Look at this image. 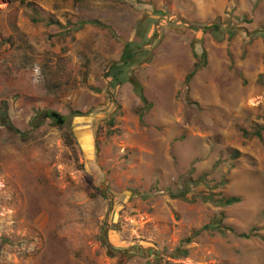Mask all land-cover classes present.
I'll return each mask as SVG.
<instances>
[{
  "label": "rangeland",
  "instance_id": "obj_1",
  "mask_svg": "<svg viewBox=\"0 0 264 264\" xmlns=\"http://www.w3.org/2000/svg\"><path fill=\"white\" fill-rule=\"evenodd\" d=\"M2 108L0 264H264V0H0Z\"/></svg>",
  "mask_w": 264,
  "mask_h": 264
},
{
  "label": "trees",
  "instance_id": "obj_2",
  "mask_svg": "<svg viewBox=\"0 0 264 264\" xmlns=\"http://www.w3.org/2000/svg\"><path fill=\"white\" fill-rule=\"evenodd\" d=\"M54 24L59 25V23H54ZM84 24H87V23H81V25H84ZM91 24L100 25L98 22H92ZM195 28L197 29L198 27L196 26ZM201 28H202L201 29L202 31H208V30L216 29L217 27H215V26H205V27H201ZM132 61H134V55L131 52V45L128 43V44H125L124 45V48H123L122 63L121 64H114V65H112L111 68H110V71L108 72V75L111 76L113 80H117L116 78H118V76L114 74V71H116V70H119L120 71L121 68L124 65L127 66V63L132 62ZM194 73H195V71L188 76L187 82L191 79V77L193 76ZM128 82L134 88H138L139 87V84H138V82L135 79L130 78V79H128ZM140 96H141L142 102H144V104H146V101H145L143 95H140ZM41 114L42 113H38L36 116L33 117L32 122H31V126L32 127H34V128L40 127L39 120H40ZM50 117H51V115H50ZM0 123H1L2 126H4L10 132H13L15 134H19L20 133L11 124V122H10V120L8 118V115L5 112V108L0 109ZM262 131H264V128L263 127L259 128V131L253 133V135L255 137H257V138H260ZM182 196H184V195H182ZM238 201L239 200L236 199V198H231V199L226 200L224 202V205H233L235 203H238ZM209 228H211V226L204 227L202 230H207ZM200 232H201V230L198 231L196 234H199ZM243 238H248V237L247 236H243ZM187 242H190V239H188Z\"/></svg>",
  "mask_w": 264,
  "mask_h": 264
},
{
  "label": "water",
  "instance_id": "obj_3",
  "mask_svg": "<svg viewBox=\"0 0 264 264\" xmlns=\"http://www.w3.org/2000/svg\"><path fill=\"white\" fill-rule=\"evenodd\" d=\"M51 118L56 119L57 123L62 125L63 124V119L60 118L58 114L52 113Z\"/></svg>",
  "mask_w": 264,
  "mask_h": 264
},
{
  "label": "bare ground",
  "instance_id": "obj_4",
  "mask_svg": "<svg viewBox=\"0 0 264 264\" xmlns=\"http://www.w3.org/2000/svg\"><path fill=\"white\" fill-rule=\"evenodd\" d=\"M86 145V144H85ZM88 151V150H87Z\"/></svg>",
  "mask_w": 264,
  "mask_h": 264
}]
</instances>
